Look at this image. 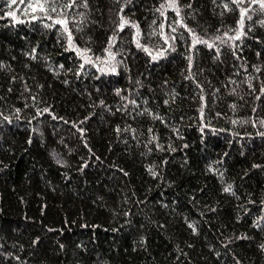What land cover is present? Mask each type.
Segmentation results:
<instances>
[{"label": "trees", "instance_id": "16d2710c", "mask_svg": "<svg viewBox=\"0 0 264 264\" xmlns=\"http://www.w3.org/2000/svg\"><path fill=\"white\" fill-rule=\"evenodd\" d=\"M0 264H264L259 0H0Z\"/></svg>", "mask_w": 264, "mask_h": 264}, {"label": "snow or ice", "instance_id": "6c2138e0", "mask_svg": "<svg viewBox=\"0 0 264 264\" xmlns=\"http://www.w3.org/2000/svg\"><path fill=\"white\" fill-rule=\"evenodd\" d=\"M15 2H16V0H12V3H15ZM237 2H238V0H237ZM259 2L261 4V7L264 8V0H259ZM72 3H75V0H72ZM38 6H39V8H40L41 11L44 10V6L42 4L41 5H38ZM169 6L170 7H173L174 9H176L177 15L179 14V11L176 8V5H175L174 2L173 3H170ZM29 7L30 8H33V10H34V7L32 5H29ZM68 7H71V4H69ZM52 11L55 12L56 9L55 8H52ZM9 14L10 15H14L13 13H9ZM241 15H244V13L242 12ZM56 23H61V24H65L66 25L67 24V21L66 20H58V21H56ZM121 27H122V25H121ZM236 38L239 39V36H237ZM197 42H199V41L197 40ZM225 190L227 191L228 189H225Z\"/></svg>", "mask_w": 264, "mask_h": 264}]
</instances>
